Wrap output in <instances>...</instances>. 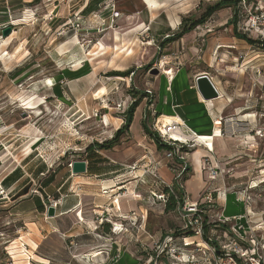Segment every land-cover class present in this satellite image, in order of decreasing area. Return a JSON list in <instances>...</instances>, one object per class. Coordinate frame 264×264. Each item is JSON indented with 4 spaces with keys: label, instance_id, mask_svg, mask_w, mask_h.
<instances>
[{
    "label": "rangeland",
    "instance_id": "1",
    "mask_svg": "<svg viewBox=\"0 0 264 264\" xmlns=\"http://www.w3.org/2000/svg\"><path fill=\"white\" fill-rule=\"evenodd\" d=\"M79 1L24 3L23 0H0V113L4 120L0 128V153H11L4 160L0 156V169L20 163L28 172L23 182L30 183L24 188V194L32 189V193L43 198L44 206L45 203L50 205L49 198L57 202L71 194L72 191H67L70 185V189L75 184L76 188H81L77 193H86L82 209L60 219L62 233L57 232L49 238L41 237L32 224L26 225V229H23L22 221L6 224L8 218L4 215L5 221H0V264H143L155 253L163 234L170 231L179 234L184 221L177 205L172 210H166V205L173 195L168 185L174 189L175 175L181 163L177 159L170 160L166 156L168 148H158L142 128V122L146 120L157 133L152 122L162 116L156 109L155 92L150 83L165 68L174 67V62L175 71L181 67L183 47L189 50L191 45H204L212 40L202 36L208 29H213L210 34H215L216 40L228 41L233 35V26L227 22L231 19L239 21L241 32L245 21L240 17L239 2L237 6L221 9L206 18L203 23L206 22L209 28L204 26L189 32L185 43L180 38L162 45L166 37L180 32L185 18L202 19L206 7L219 0H160L161 6L154 12L147 8L146 0H113L112 10L108 13L112 24L116 16L127 14L145 21L140 30L126 36L136 42L133 54L129 55L132 51L129 50L117 56L116 47H121L120 42L114 39L109 50L99 47L102 35L96 24L104 23L103 19L98 15L94 16L97 19L94 21L85 18L75 7ZM6 26L13 28L8 35L11 39L3 36ZM90 27L93 30H88ZM244 35L259 41L254 35ZM5 38L8 42L11 40L8 45ZM93 48L96 50L90 52ZM125 49L127 46L123 47ZM130 69L134 72L128 76L111 74ZM156 69L159 73H155ZM46 79L51 83L43 89L37 81ZM101 87H106V92L97 95ZM150 89L152 94L147 92ZM135 93L146 95L141 98L138 94L135 98ZM137 98L141 103L134 121L125 128L127 110ZM258 102L253 100V103ZM30 106H36L40 109L36 112L41 113H33L35 109ZM231 118L227 117L225 121L230 122ZM226 129L224 125L223 136ZM120 130L123 132L117 139ZM257 133L258 136L240 143L252 147L248 156H230L226 150L225 154L218 155L214 143L216 137H221L220 128L214 135L199 134L198 140H192L183 149L184 162L191 169L186 174L187 180L196 177L186 184L183 176L185 189L181 192L188 193L186 185L192 192L197 176L201 174L206 187L200 193L211 186L217 199L214 206L208 207L207 219L210 221L224 211V204L218 202L220 196L227 199L230 193L228 199L232 203L249 180L257 177L254 180L258 184L264 178V127ZM32 142L35 144L29 150ZM103 143H112V148L96 149L87 155L89 146ZM221 145L226 149L231 144L224 141ZM86 160L116 165L119 170L110 175L112 183L105 185L100 177L88 172L73 174V162ZM45 167L58 168L56 174L60 183L71 175L68 188L46 195L39 187L45 173L38 172ZM214 167L220 170V175L213 182L210 174ZM245 170L246 174L243 173ZM224 181L229 185L232 182L238 184L236 188H225ZM112 185L114 187L110 188ZM260 188L262 195L256 196L251 206L254 211L264 209V185ZM233 190L238 191L237 195L231 193ZM174 191L181 196L178 188ZM112 194H115L112 198L121 196V209L131 201L137 206L116 214L98 212L101 208L96 205L105 201L104 196ZM236 207L238 210L239 206ZM2 213L0 211V215ZM46 216L44 219H48ZM15 225L18 231H15ZM69 228H72L70 232Z\"/></svg>",
    "mask_w": 264,
    "mask_h": 264
},
{
    "label": "crops",
    "instance_id": "2",
    "mask_svg": "<svg viewBox=\"0 0 264 264\" xmlns=\"http://www.w3.org/2000/svg\"><path fill=\"white\" fill-rule=\"evenodd\" d=\"M23 1L27 3L34 0ZM89 2L90 0H80V4L75 7H78V11L83 12ZM113 2V0H94L90 10L83 13V16L93 21L97 20L94 17L96 15L103 19L104 23L96 24V27L100 30V35H102L98 43L100 47L104 45L106 48H112L114 39H116L118 40L117 42H120L121 47L127 46V50H133L134 52L136 42L132 39H127L126 36L140 30L145 25V21L143 19L139 21L133 14L132 16L127 14L123 17L116 16L115 23L112 24V21H110L112 17L108 13L112 10ZM145 4L147 5L146 2ZM147 8L150 10L148 5ZM231 20L230 23L227 22V25L231 24L233 26V35L228 41L216 40L214 38L215 34H210V32H213V29H208V25H205L206 22L197 25L194 30H200L205 26L208 30L202 36L211 37L212 40L209 39V42L204 43V45H200L199 43L191 45L189 50L183 47L180 52L181 61L179 63L182 64L181 67L175 71L176 62H174V67L173 65L169 66L171 73L168 74L165 68L150 84L155 92L154 102L156 109L162 116L178 115L196 133L201 135H214L220 128L221 137H216L214 143L217 154L222 155L227 153L230 156L237 157L239 155L248 156L252 152V147L240 145V143L245 142L249 137L258 136L257 132L263 130L264 127V106H262L264 100V50L262 51L258 46L239 38L235 34V31L236 33H241L238 28L239 21L237 22L236 19ZM92 28L90 27L88 30H93ZM187 35L188 33L182 37L184 43L188 40ZM94 50L96 49L93 48L89 51L92 52ZM201 74L209 75L212 82L220 91L221 95L218 98L211 101L203 99L196 85V78ZM254 99L259 101L258 104L253 103ZM227 117H232L230 122L225 121ZM224 125L227 128L225 136H223ZM224 141L231 144L226 149H223L221 145ZM224 150H226L225 153ZM206 151L211 153L209 150ZM7 167V169L5 167L0 169V185L5 190V193L0 195V211H3V215H0L1 222L5 221V215L8 218L6 224L11 225L22 221L25 224L23 229H26V225L32 224L35 225L41 237L49 238L52 235H56L57 232L62 233V230L59 229L60 219L62 220L66 216H70L72 213L79 212L82 209L86 193H77V190H81V188H76V184L70 189L71 175L68 176L67 180L60 183L57 181L58 173L54 172V180L52 179L53 176L49 179L47 178L49 177V172L55 170L54 167H45L42 168L45 172H40V174L45 173L46 179L44 178L41 181L39 187L46 195L49 192L60 193L62 189L68 188V186L69 189L67 191H72V193L63 196L57 206L55 217L44 219L45 214L47 215V210L45 209V212V210L42 211L39 208V206L44 205L43 198L32 193V189L24 194V188L30 184L23 182L28 172L20 163L15 165L9 164ZM18 168H20L22 176L16 181H9L3 184V180ZM243 173L246 174V170ZM233 176L236 175L234 174ZM195 177L193 176L187 180L186 184L192 183ZM109 180L111 179L102 181L106 185V182ZM234 183L232 182L230 185L225 183L224 187L236 188L235 186H237L238 182ZM204 184L200 174V176H197L193 191L189 190V185L188 187L186 185V191L191 194L192 199H199L202 195L200 193L201 189L203 190L206 187ZM110 188H113V185ZM113 195L115 194L104 196L106 197L105 201L96 205L101 208L97 210L98 212L106 214H112L113 212V214H116L118 211H131L137 206V203L131 201L128 206L125 205L123 210L121 209V205H119L120 203H117L116 198H112ZM228 195L230 193L227 194V199H224L222 196L218 199V202L221 201L225 206L224 213L226 216L243 215L245 204L237 201V198L231 203ZM236 206H239L238 210ZM30 228L33 229V227ZM18 229L15 225V231H18ZM71 229L69 228L68 232ZM33 230L36 232L35 229ZM6 252L9 253L8 250Z\"/></svg>",
    "mask_w": 264,
    "mask_h": 264
},
{
    "label": "built area",
    "instance_id": "3",
    "mask_svg": "<svg viewBox=\"0 0 264 264\" xmlns=\"http://www.w3.org/2000/svg\"><path fill=\"white\" fill-rule=\"evenodd\" d=\"M240 5L242 9L240 17L245 20L240 28L241 32L254 35L263 44L264 0H240ZM147 92L152 94L151 89ZM154 119L153 128L162 141L171 147L167 149L166 156L181 163L173 187L180 191L184 190L183 176L188 165L184 162L182 152L189 142L197 139L196 132L185 121H173L166 125L161 121V117ZM3 124L4 120H1L0 113V128ZM173 132L187 139H177ZM211 171L210 180L214 182L218 180L220 170L214 167ZM255 178L257 177L249 180L239 196L237 190L232 191L237 195V201L245 204L246 212L243 215L227 217L223 211L212 221L207 219L208 207L214 206L217 199L211 187H207L199 199H192L184 191L181 196L177 195L172 185H168L184 225L179 234L172 231L163 234L155 253L143 264H264V209L260 211L251 209L256 196L262 195L260 186L264 185V178H261L258 184ZM4 193L5 190L0 185V195ZM48 200L50 205L45 203L46 210L50 206H57L61 201L53 202L50 198ZM183 232L185 235H181ZM9 256L11 258L10 254Z\"/></svg>",
    "mask_w": 264,
    "mask_h": 264
},
{
    "label": "trees",
    "instance_id": "4",
    "mask_svg": "<svg viewBox=\"0 0 264 264\" xmlns=\"http://www.w3.org/2000/svg\"><path fill=\"white\" fill-rule=\"evenodd\" d=\"M93 1L94 0H90V2L85 7V9L83 10L82 13L88 12L90 10ZM239 2H240V0H219V1L215 2L214 4H211L208 7H206L204 13L202 14V15H204L202 17V19H194V20H192V19H189V18H185L184 21L182 22V28H181L180 32L173 33L169 37H166L164 39V42H163L162 45H164L165 43H170V42H173V41H176V40L182 38L185 34L193 31L196 28L197 25L203 24V22L209 16H212L214 13L218 12L221 9L233 7L235 5L237 6ZM129 4H130V2H129ZM130 9H131V7H130ZM131 10H133V9H131ZM189 20L191 21V23L188 24L187 22ZM167 30L169 31L170 29H167ZM162 33L164 34L165 31H163ZM235 34L237 36H239V38H241L243 40H246L247 42H249L251 44H254V45L256 44L259 48H262V50H264V43L261 44V43H259V41L257 42V41H255V40H253L251 38H248V37H246V35H244L242 33H236V31H235ZM132 72H134V69H130V70L126 71V72L114 71L111 74L112 75H120V76H122V75L123 76H128ZM135 94H136V95H134L135 98L138 97V94H139V96L141 98H142L143 95L144 96L146 95V93H142V94L135 93ZM140 103H141V99L137 98V99H135V102H133V104L128 108L127 116H126L125 128H129L131 126V124L133 123L135 112H136L137 108L139 107ZM151 115L155 117V114L151 113ZM152 125H153V122H152ZM142 128L146 132L147 135L152 137V139L156 142L158 148H160V149L171 148L170 146H168L167 144H165L162 141V139L160 138L158 133L153 131V129L150 127L148 121L145 120V121L142 122ZM122 132H123V130H120V132H118L117 137H116L117 139H118V137H120V134ZM110 148H112V143H107V144L103 143V144H99L97 146H89L87 148L86 152H87V155L89 156V152H93V150H96V149H110ZM92 154H95V153H92ZM86 162H87V165H88V170H87L88 174L96 175V176L100 177L102 180L109 179L111 174H113V173H115L116 171L119 170L116 165H111L109 163H107V165H106V163L99 164V163H95L93 161L90 163L89 160H86ZM99 168L103 169L104 172H102ZM190 170L191 169L189 168V166H187L186 171L184 173V180L185 181L188 179L186 174ZM57 171H58V168L55 169L54 171H50L49 174H48L49 177H47V178L49 179V178H51L53 176L52 179L54 180L55 179L54 178V174L57 173ZM38 172L39 173L40 172H45V170L40 168V170ZM21 176H22V174H20V168H18L11 175H9L7 178H5L3 180V184L8 183L9 181H11V182L16 181ZM178 191L182 194V192L180 190H178ZM175 206H176V202H175L174 196L172 195V196L169 197V200L167 201L166 210H172L173 208H175ZM39 208H41L42 211H44L46 209L44 205L39 206Z\"/></svg>",
    "mask_w": 264,
    "mask_h": 264
},
{
    "label": "water",
    "instance_id": "5",
    "mask_svg": "<svg viewBox=\"0 0 264 264\" xmlns=\"http://www.w3.org/2000/svg\"><path fill=\"white\" fill-rule=\"evenodd\" d=\"M12 26H6L3 28V36L7 37L12 32ZM155 73H159L156 69ZM196 85L202 97L206 101H211L218 98L221 94L216 85L212 82L208 74H201L196 78ZM87 172V162L75 161L72 164V173L75 175L84 174ZM57 214L56 206H50L47 210L49 217H55Z\"/></svg>",
    "mask_w": 264,
    "mask_h": 264
},
{
    "label": "bare ground",
    "instance_id": "6",
    "mask_svg": "<svg viewBox=\"0 0 264 264\" xmlns=\"http://www.w3.org/2000/svg\"><path fill=\"white\" fill-rule=\"evenodd\" d=\"M147 1V4L149 5V7L151 8V10H152V12H154V11H156L158 8H160V6H161V3H160V0H146ZM15 32V31H14ZM11 35V34H10ZM8 37V36H7ZM1 38V37H0ZM8 38H12V37H8ZM117 38V37H116ZM1 40V39H0ZM5 40H6V38H5ZM11 41V40H10ZM9 41V42H10ZM6 42V45H8V41L6 40L5 41ZM4 45H5V43H4ZM100 47V46H99ZM102 47L105 49L106 47L104 46V45H102ZM109 48L110 47H108V48H106V50L108 49L109 50ZM115 48V47H114ZM130 49H132V48H130ZM3 50H4V48H3ZM1 51V50H0ZM6 51V50H5ZM93 52V51H92ZM123 52H129V50H123V47H119V45H117V47H116V55L117 56H120ZM3 53V52H2ZM5 54L6 55H9L10 53L9 52H5ZM131 54H133V50L131 51V52H129V55H131ZM226 56V55H225ZM167 72H168V74L169 73H171V69L169 68L168 70H167ZM166 72V73H167ZM38 83H40V85H41V87L44 89V87L45 86H49L50 85V83H51V80L50 79H46V80H42V81H37ZM106 92V87H101V88H99V91H97V95H100V94H103V93H105ZM95 95V94H94ZM213 102V101H212ZM210 103V102H209ZM176 104V103H175ZM31 108H33V109H35L34 111H33V113H41V112H36V110H38L39 108H37L36 106H30ZM80 107V106H79ZM40 110V109H39ZM82 110V109H81ZM164 111H166V110H164ZM161 121L163 122V123H166V125H167V123H172L173 121H179V122H181V121H185L184 119H182L180 116H178V115H176V116H166V115H163V116H161ZM173 134V136L174 137H176L177 139H187V137H185V136H180L178 133H175V132H173L172 133ZM196 135H197V138L199 137L200 138V136L201 135H199V133H196ZM192 138V137H191ZM196 138V137H195ZM25 139V138H24ZM198 140V139H197ZM199 141H200V139H199ZM202 142V141H201ZM35 143L34 142H32L31 143V145H29L28 147H29V150H31V147H32V145H34ZM10 147V146H9ZM10 149V148H9ZM9 155H11V153L10 152H8V153H4V152H2V153H0V156H1V159H5L6 157H8ZM107 184L109 183H112V180H109V181H107L106 182ZM129 184V183H128ZM132 184V183H131ZM114 187V186H113ZM130 191V190H129ZM133 191V190H132ZM134 192V191H133ZM120 197L121 196H118V197H116V201H117V203H119L120 202ZM20 255V254H19ZM18 255V256H19Z\"/></svg>",
    "mask_w": 264,
    "mask_h": 264
}]
</instances>
